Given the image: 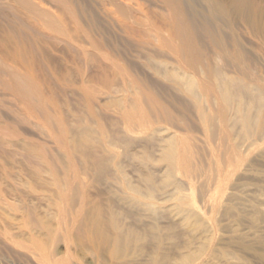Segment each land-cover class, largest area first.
Segmentation results:
<instances>
[{
	"label": "rangeland",
	"instance_id": "374dc122",
	"mask_svg": "<svg viewBox=\"0 0 264 264\" xmlns=\"http://www.w3.org/2000/svg\"><path fill=\"white\" fill-rule=\"evenodd\" d=\"M70 1L73 5L68 7L53 0H0V130L5 135L0 136V170L9 171L11 181L51 180L53 175L65 181L79 179L89 196L119 212L125 228L148 234L142 246L153 236L165 246H178L196 238L191 233L200 236L206 230L211 239L204 246L227 259L226 264H264V0H253L257 11L252 6L234 14L231 27L224 29L227 45L239 41L243 46L242 63L211 62L215 48L210 46L200 61L237 79L224 107L227 118L235 121L238 103L251 119L246 131L238 122L230 123L229 140L224 142L216 134L207 140L194 105L158 73L161 61L175 64L176 57L125 35L118 17L107 18L102 12L114 11L118 4L113 1ZM139 1L159 24L158 9ZM12 75H20V85L28 84L33 93L29 90L25 97L19 92ZM194 78L195 84L207 80L200 71ZM217 86L208 93L214 110L222 99ZM134 103L159 136L143 133L138 123L128 129L124 113ZM173 132L192 138V173L166 180V168L155 161L154 151L161 135ZM84 138L90 143L85 144L90 145L85 147L87 159L85 152L69 154V146ZM107 146L114 152L105 151ZM98 155L105 159V176L94 171L92 157ZM113 161L127 183L151 193L152 210L131 202L125 189L121 192L109 183ZM243 168L250 174H242ZM18 173L21 178H16ZM216 178L219 188L214 187ZM176 186L206 219L191 216L179 222ZM57 251H63L62 245ZM79 251L72 263L89 264Z\"/></svg>",
	"mask_w": 264,
	"mask_h": 264
},
{
	"label": "bare ground",
	"instance_id": "6f19581e",
	"mask_svg": "<svg viewBox=\"0 0 264 264\" xmlns=\"http://www.w3.org/2000/svg\"><path fill=\"white\" fill-rule=\"evenodd\" d=\"M53 1L68 7L73 5V1L70 0ZM109 1L118 4L116 9L114 11L103 9L102 12L107 18L117 16V20L123 25L122 27L120 24L125 35L137 38L143 44H151L156 51L177 58L175 64L161 61L163 69L158 73H161L166 81L177 86L176 88H179L194 105L195 113L208 141L213 134L223 142L228 141L229 126L232 122H238L242 131L250 127L251 119L238 103L234 108L235 121L226 116L224 107L231 96L230 87L237 83V79L235 77L228 79L219 69L211 66V63H205L204 66L200 61L210 46L212 49L215 48L210 54L211 62L216 63L219 59H223L226 63L231 61L242 63L243 46L239 41L227 45L224 29L231 27L234 14L246 13L252 6L257 11L258 6L253 5V0H147L158 9L159 24L148 16V11L139 0ZM119 2H122L121 5ZM199 71L205 74L207 80L195 84L194 75L197 76ZM12 76L19 86V92L21 91L24 96L29 90L31 92L28 84L24 83L22 86L18 82L22 80L20 75ZM217 84V93L222 99L219 109L214 110L213 103L208 97ZM124 117L129 130H132L133 124L138 123L143 133L160 135L158 129L149 124L145 112L136 103L127 107ZM0 136L4 137V132H1ZM88 141L84 138L70 145L69 154L79 151L85 156V147L90 146H85ZM191 142L192 138L189 135L175 132L161 135L155 146L154 156L155 161L164 164L166 180L173 179L177 174L188 178L192 173ZM230 147L234 152L236 147L232 141ZM111 149L113 150L112 147L107 146L105 151L110 152ZM98 157L96 156V159L92 157L94 171L99 177L102 173L105 176L107 173L105 159ZM148 159L149 157H146L141 160L144 162ZM114 161L112 166L114 172L111 171L113 176H109V183L112 185L115 183L121 192L125 189L131 202L141 205L147 211L152 210L154 205L149 201L151 193H142L136 186L127 183L122 178L118 163L115 164ZM5 166H2L4 167L2 170L7 168ZM1 173L0 257L2 258L0 264L2 262L10 264L9 260L23 261L26 264H73L77 250L89 259V264H129L130 262L132 264H226L227 259H221L216 252L204 246L211 239V233H205L206 230L200 231V236L191 233L190 237L196 238L178 246H165L156 236H153V241L147 246H142L141 242L148 234L137 233L132 227L125 228L119 219V212L103 205L100 199L89 196L87 185L79 179L76 180L77 182L65 181L53 175L51 180L34 178L35 182L26 179L27 182L23 177L11 181L9 171H1ZM7 173L10 180L6 177ZM241 173L250 174L246 168H243ZM19 175L18 173L15 177L21 178ZM34 175L38 176L35 173ZM146 181L151 182L149 175ZM213 183L215 188H219L220 181L217 178ZM175 188L177 201L175 206L178 209L176 214L180 216L179 222L187 221L186 218L191 216L198 221L206 219L205 212L188 201L185 192L179 186ZM116 190L114 193L120 194V191ZM229 193L233 195L232 190ZM206 201L208 202L206 205H209L211 199L207 198ZM59 244L63 247L62 252L57 251Z\"/></svg>",
	"mask_w": 264,
	"mask_h": 264
}]
</instances>
